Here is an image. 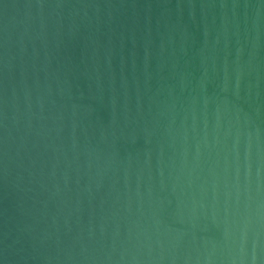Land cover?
<instances>
[{
  "label": "water",
  "instance_id": "water-1",
  "mask_svg": "<svg viewBox=\"0 0 264 264\" xmlns=\"http://www.w3.org/2000/svg\"><path fill=\"white\" fill-rule=\"evenodd\" d=\"M0 264H264V0H0Z\"/></svg>",
  "mask_w": 264,
  "mask_h": 264
}]
</instances>
